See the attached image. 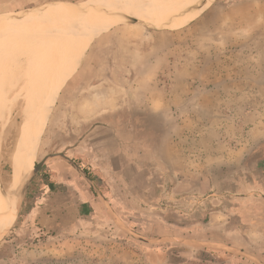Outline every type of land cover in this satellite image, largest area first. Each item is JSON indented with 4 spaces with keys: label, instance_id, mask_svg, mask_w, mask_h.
<instances>
[{
    "label": "rangeland",
    "instance_id": "rangeland-1",
    "mask_svg": "<svg viewBox=\"0 0 264 264\" xmlns=\"http://www.w3.org/2000/svg\"><path fill=\"white\" fill-rule=\"evenodd\" d=\"M7 1L4 4L8 7H0V38L10 33L0 39V198L25 157L30 126L23 123L22 115L35 90L36 43L49 34H59L61 40L72 44H87L84 59L91 42L109 30L116 36L114 42L134 38L149 39L158 49L168 45L174 64L168 65L167 74L180 70L191 88L218 82L217 87L228 89L235 88V81L241 86L252 80V97L216 98L222 108L207 115L228 120L223 121L228 126L221 130V139L227 141L236 136L231 121L264 129V0ZM89 14L96 19L83 30L80 21ZM62 15L69 22L60 18ZM133 24L142 26L135 35ZM215 40L224 44L214 45ZM109 47L99 49L79 82L83 58L74 73L63 80L21 190L33 167L46 155L67 152L89 131L98 108L83 104L103 85L99 80H87L102 76ZM118 99L115 104H119ZM131 115L123 111L119 117L131 120ZM155 116L148 121L155 128L127 130L129 139L150 135L159 141L165 131L164 118ZM113 119L118 120V114ZM187 133L198 139L214 135L213 130L204 128ZM43 166L23 197L19 195L11 220L0 233V264H264V198L260 195L244 202L241 217L233 208L236 202L226 194L221 197L218 192L203 191L199 181L187 192L166 194L177 178L151 172L149 182L154 189L150 199L139 189L137 194L129 191L125 209L111 210L99 202L92 213L88 209L79 212L63 202L57 185H53L54 171ZM126 173L127 181L133 180V167ZM90 175L100 194L109 188L108 181L115 189L122 187L121 181L119 186L112 178ZM75 176L80 187L89 186L80 175Z\"/></svg>",
    "mask_w": 264,
    "mask_h": 264
},
{
    "label": "crops",
    "instance_id": "crops-1",
    "mask_svg": "<svg viewBox=\"0 0 264 264\" xmlns=\"http://www.w3.org/2000/svg\"><path fill=\"white\" fill-rule=\"evenodd\" d=\"M22 1L11 0L12 3ZM6 2L0 0V7L3 8ZM115 37L109 30L91 42L77 78L79 82L92 67L99 49L109 45L107 61L101 68L102 76H95L87 82L99 80L103 89L114 90L112 103L94 110L97 118L72 148L65 153H54H63L83 171L86 169L95 176L112 178L119 186L121 181L122 187L115 189L108 181L109 188L101 194L90 186L80 187L75 178V174H79L59 157H51L43 167L54 171L53 185H57L63 202L79 212L88 209L92 213L99 202L119 211L127 207L129 191L137 194L140 189L142 196L150 199L154 189V184L150 183L151 174L160 172L165 178H177L166 194L187 192L199 181L203 191L218 192L221 197L224 194L229 196L236 202L233 208L242 217L245 201H251L254 194L264 198V129L247 124L245 127L231 121V127H236V136L227 141L221 139V130L228 126L223 121L227 119L208 116L207 113L214 108H222L216 103V98L252 97L255 91L252 80L247 79L241 86L235 81V88L228 89L217 87L218 82H200L202 86L191 88L186 85L180 70L167 74L168 65L174 64L168 45L160 47L159 52L156 44L149 39L121 41L118 38L114 42ZM213 43L224 44L217 40ZM261 91L264 95V88ZM117 96L119 104L114 103ZM233 106L237 108L238 103ZM123 111L132 114L131 120L120 119ZM115 114H118V120L113 119ZM156 114L164 118L162 127L165 131L159 141L150 135L129 139L127 130L155 128L148 121L155 120ZM201 128L213 130L214 135L198 139L191 138L187 133ZM131 167L133 180L127 181L126 170ZM201 177L203 181L198 180ZM159 186L163 187L162 184ZM217 212L214 217H217Z\"/></svg>",
    "mask_w": 264,
    "mask_h": 264
},
{
    "label": "bare ground",
    "instance_id": "bare-ground-1",
    "mask_svg": "<svg viewBox=\"0 0 264 264\" xmlns=\"http://www.w3.org/2000/svg\"><path fill=\"white\" fill-rule=\"evenodd\" d=\"M128 7H130V6H128ZM199 7H201V5ZM183 8L184 7H181L178 10H182ZM104 9H106V8H104ZM132 11H133V9H132ZM112 12H113V10H112ZM196 13H198V12L193 13V15H191V17L194 16ZM72 14H75V13H66L64 15H72ZM60 18H64V16L62 15V16H60ZM85 18H86L85 20L80 21V25H81L83 30L88 26V24H90L91 22L93 23V21L96 19L94 14H89ZM67 22H69V21H67ZM39 25H41V24H39ZM32 26H34V25H32ZM131 26H133V27L136 26V27L131 29V32L133 35H135V32L137 31V29L142 28V26L140 27V25H138V24H133ZM88 27H90V26H88ZM103 28H101V30ZM222 34L223 33H220V37H222L221 36ZM8 35H10V33L6 32L5 35H3L2 37L8 36ZM37 41H39V40H37ZM34 45H35V42H34ZM29 47H30V45H29ZM36 48H38L37 50H39V53L37 55V59H36V63H35L36 64V71L35 72H36V76H37V77H34L35 81L33 83L34 84L33 86H35L33 89H35V90H33L34 92H32L33 96L31 98L27 99L26 107H25V109L23 111V115H22L23 116V119H22L23 123H25V125L27 124L28 126H30V129H29L30 131L28 133L29 134V138H28L29 142L27 144V147L25 148V157H24L23 163L20 167L18 174L16 175L14 180L9 185L8 189L1 195V198H0V233L3 230H5L6 226L8 225V223L11 220L13 207L17 204L19 193L21 191V186H22L23 182L25 181L24 176L32 168L34 154H35L36 148L38 146L40 136H41V133H42L43 128L45 126L46 120H47L48 115L51 111L53 103L55 101V97H56V95H57V93L61 87L63 80L66 77L72 75V73H74V71L76 70L81 59L83 58V55H84L85 50L87 48V44L76 45V44H72V43L67 42V41H63L59 37V34L55 33L52 35L49 34L47 38H42V40H40L39 42L36 43ZM32 50H33V48H32ZM29 51H31V50H29ZM30 66H31V64H30ZM35 72H34V75H35ZM114 93H115L114 90L103 89V87L102 88H96L94 91H92V93H90L88 95V99L86 100V103L83 105L85 107L94 106L95 108L96 107L99 108L100 106H104L106 104H111L112 100H113ZM81 109H83V108H81ZM3 210H5V211L2 212Z\"/></svg>",
    "mask_w": 264,
    "mask_h": 264
},
{
    "label": "water",
    "instance_id": "water-1",
    "mask_svg": "<svg viewBox=\"0 0 264 264\" xmlns=\"http://www.w3.org/2000/svg\"><path fill=\"white\" fill-rule=\"evenodd\" d=\"M105 21V20H104ZM106 23L111 24L110 26H115V22H109L106 21ZM51 157H59L60 159H62L63 161H65L67 164H69L88 184L89 186L93 189L96 190V187L94 186L92 180L87 176V174L77 165L74 163L73 160H71L69 157H67L66 155H64L63 153H51L46 155L40 162H38L32 169L30 177L28 178L25 186L22 188V190L20 191L19 195L21 197H23V195L25 194L28 185L30 184V182L32 181V179L34 178V176L36 175V173L40 170V168L42 167V165L45 163V161Z\"/></svg>",
    "mask_w": 264,
    "mask_h": 264
},
{
    "label": "trees",
    "instance_id": "trees-1",
    "mask_svg": "<svg viewBox=\"0 0 264 264\" xmlns=\"http://www.w3.org/2000/svg\"><path fill=\"white\" fill-rule=\"evenodd\" d=\"M84 172L87 174V176L93 181V178H92V176L90 175V173H88L87 171H86V169H84Z\"/></svg>",
    "mask_w": 264,
    "mask_h": 264
}]
</instances>
